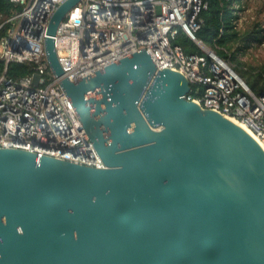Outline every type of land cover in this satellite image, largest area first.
<instances>
[{"label":"water","instance_id":"1","mask_svg":"<svg viewBox=\"0 0 264 264\" xmlns=\"http://www.w3.org/2000/svg\"><path fill=\"white\" fill-rule=\"evenodd\" d=\"M49 70L104 165L0 149V264H264V152L186 101L189 82L143 49L73 83Z\"/></svg>","mask_w":264,"mask_h":264},{"label":"built area","instance_id":"2","mask_svg":"<svg viewBox=\"0 0 264 264\" xmlns=\"http://www.w3.org/2000/svg\"><path fill=\"white\" fill-rule=\"evenodd\" d=\"M20 11L0 40V149L22 150L103 169L58 79L48 68L44 40L49 19L66 0H7ZM206 8L202 0H79L59 23L54 46L62 78L77 82L141 50L157 70L181 74L200 96L186 101L244 125L264 152V86L254 93L235 65L194 36ZM181 30L202 52L187 55L173 45ZM10 64H32L13 80ZM198 91H195V94Z\"/></svg>","mask_w":264,"mask_h":264},{"label":"trees","instance_id":"3","mask_svg":"<svg viewBox=\"0 0 264 264\" xmlns=\"http://www.w3.org/2000/svg\"><path fill=\"white\" fill-rule=\"evenodd\" d=\"M248 0H202L206 4L199 15L202 25L195 32L194 36L214 53L235 65L237 74L245 81L247 86L256 94H259L264 86V70L255 72V68L248 66L238 59L240 51L248 47L251 37L256 41L257 38L250 32L237 30V23L240 19V12ZM20 11L18 6H14L7 0H0V40L9 28L7 21L16 12ZM259 33L260 30L254 31ZM243 43L244 47H235L236 44ZM173 45L180 47L187 55H199L202 52L181 30L178 31ZM4 70V62L0 60V76ZM33 71L32 64H10L6 70V77L18 80ZM195 91L198 93L195 94ZM202 88L193 86L190 94L200 96Z\"/></svg>","mask_w":264,"mask_h":264},{"label":"rangeland","instance_id":"4","mask_svg":"<svg viewBox=\"0 0 264 264\" xmlns=\"http://www.w3.org/2000/svg\"><path fill=\"white\" fill-rule=\"evenodd\" d=\"M240 14L237 23V30L250 32L257 38L256 41L251 37L248 47L240 51L238 59L248 66L255 68V72L264 70V0H248ZM260 30L259 33L254 32ZM244 47L243 43H238L235 47Z\"/></svg>","mask_w":264,"mask_h":264},{"label":"bare ground","instance_id":"5","mask_svg":"<svg viewBox=\"0 0 264 264\" xmlns=\"http://www.w3.org/2000/svg\"><path fill=\"white\" fill-rule=\"evenodd\" d=\"M237 126H239L240 128H242L249 136H251L254 139V136L252 135V133L242 124L234 122ZM255 140V139H254ZM256 141V140H255Z\"/></svg>","mask_w":264,"mask_h":264}]
</instances>
